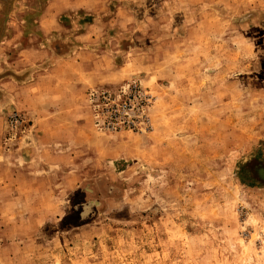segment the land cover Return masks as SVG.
<instances>
[{"label":"rangeland","instance_id":"374dc122","mask_svg":"<svg viewBox=\"0 0 264 264\" xmlns=\"http://www.w3.org/2000/svg\"><path fill=\"white\" fill-rule=\"evenodd\" d=\"M264 0H0V264H264Z\"/></svg>","mask_w":264,"mask_h":264},{"label":"bare ground","instance_id":"6f19581e","mask_svg":"<svg viewBox=\"0 0 264 264\" xmlns=\"http://www.w3.org/2000/svg\"><path fill=\"white\" fill-rule=\"evenodd\" d=\"M258 172H259V173H258V176L261 177L262 179H264V168H262V169L259 168V169H258Z\"/></svg>","mask_w":264,"mask_h":264},{"label":"flooded vegetation","instance_id":"af4514ba","mask_svg":"<svg viewBox=\"0 0 264 264\" xmlns=\"http://www.w3.org/2000/svg\"><path fill=\"white\" fill-rule=\"evenodd\" d=\"M260 168L262 169V168H264V166H263V167H260ZM258 173H259V172L257 171V176H258ZM259 178H260L262 181L264 180V179H262L261 177H259Z\"/></svg>","mask_w":264,"mask_h":264}]
</instances>
